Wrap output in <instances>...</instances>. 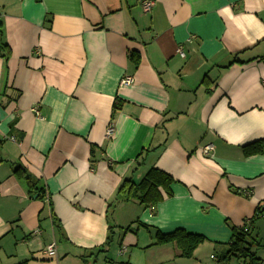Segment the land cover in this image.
<instances>
[{
  "label": "crops",
  "instance_id": "1",
  "mask_svg": "<svg viewBox=\"0 0 264 264\" xmlns=\"http://www.w3.org/2000/svg\"><path fill=\"white\" fill-rule=\"evenodd\" d=\"M142 1L0 0V264H230L231 228H264L247 222L264 203V0ZM151 168L171 196L117 194ZM177 229L205 238L193 258L156 245Z\"/></svg>",
  "mask_w": 264,
  "mask_h": 264
},
{
  "label": "trees",
  "instance_id": "2",
  "mask_svg": "<svg viewBox=\"0 0 264 264\" xmlns=\"http://www.w3.org/2000/svg\"><path fill=\"white\" fill-rule=\"evenodd\" d=\"M236 62L233 59L230 64ZM202 85L207 86L206 92L209 93L208 84L209 81L205 75ZM118 107H113V110ZM251 146V148H249ZM263 144L261 141L254 142L244 147V153L247 155L259 154L262 152ZM14 174L21 178L28 190L29 194H37V198L43 197L44 193L42 189H37L39 180L27 175L25 172H21L20 169H16ZM173 183L172 178L164 172L151 168L149 169L143 178L138 182L134 183L131 180H125L119 187L117 194L124 197L126 200H135L139 204L144 206L155 205L163 200V192L166 197L171 196L169 186ZM237 193V191H235ZM238 193H241L238 191ZM237 193V194H238ZM260 218H264V203L261 206H257L253 216L247 220L252 225L257 222ZM147 230L152 229L149 226H145ZM155 231L156 245H173L178 251V257L184 259H190L193 251L205 241V238L200 235L188 234L181 229H177L168 234H160ZM231 239L227 243L224 254L221 260L229 261L231 258H236L240 264H262V260L256 256L255 253L251 252V240L250 232L247 228H231ZM110 237L107 238L105 244H109ZM20 264H25L20 263Z\"/></svg>",
  "mask_w": 264,
  "mask_h": 264
},
{
  "label": "built area",
  "instance_id": "3",
  "mask_svg": "<svg viewBox=\"0 0 264 264\" xmlns=\"http://www.w3.org/2000/svg\"><path fill=\"white\" fill-rule=\"evenodd\" d=\"M153 5H154V0L142 1L141 2L142 11L144 13H148L151 10V8L153 7ZM178 53L181 57L184 56L181 48L178 50ZM132 82H133V79L131 77H124L120 80L119 85L120 86H127V85H131ZM33 110H34L35 114L38 115L37 110L35 108ZM112 133H113V126H112V124H109L107 126V129H106V136L109 137V136H111ZM10 140L15 142V139L13 137H11ZM213 150H214L213 146L211 144H207L200 149V153L205 157H212L213 156ZM149 211L153 212L154 207L151 206L149 208ZM35 233H38V232H35ZM45 253L49 257L55 256V245H54V243L47 245V247L45 248Z\"/></svg>",
  "mask_w": 264,
  "mask_h": 264
},
{
  "label": "rangeland",
  "instance_id": "4",
  "mask_svg": "<svg viewBox=\"0 0 264 264\" xmlns=\"http://www.w3.org/2000/svg\"><path fill=\"white\" fill-rule=\"evenodd\" d=\"M259 222H261V221H259ZM263 223H257V226L259 225H262ZM255 233H257V234H259V235H257V237H255L254 239L251 237V239L254 241V243H258L260 246H263V244H264V228H260V229H258V230H256V232ZM206 241V240H205ZM204 241V242H205ZM203 242V243H204ZM202 243V244H203ZM202 244H200V245H202ZM255 244V245H256ZM199 245V246H200ZM199 246H197V247H199ZM264 250V247H262V248H259L258 249V251L259 250ZM254 249L252 248V251H253ZM254 252V251H253ZM193 253H194V251H193ZM213 256H211V258H213V257H216V252L214 253V251H212V252H210ZM260 255V252H257V256L258 257H260L259 256ZM163 257V255L161 256V258ZM164 257H166V256H164ZM191 258H193V254H192V257ZM210 260V259H209ZM222 262H224V261H222ZM228 263V262H227ZM230 264H238V262H237V260H236V258L234 259V258H231V263Z\"/></svg>",
  "mask_w": 264,
  "mask_h": 264
}]
</instances>
